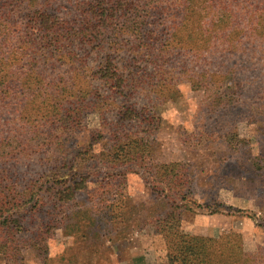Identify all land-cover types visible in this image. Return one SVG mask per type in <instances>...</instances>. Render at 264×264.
<instances>
[{
	"label": "trees",
	"instance_id": "trees-1",
	"mask_svg": "<svg viewBox=\"0 0 264 264\" xmlns=\"http://www.w3.org/2000/svg\"><path fill=\"white\" fill-rule=\"evenodd\" d=\"M182 84L204 95L203 132L240 146L237 125L264 119V0H0V264L30 251L52 262L56 231L104 239L128 173L166 192L152 223L164 264H254L238 242L216 261L217 242L181 231L191 175L153 154L158 108ZM80 133L87 143L69 159Z\"/></svg>",
	"mask_w": 264,
	"mask_h": 264
},
{
	"label": "rangeland",
	"instance_id": "rangeland-1",
	"mask_svg": "<svg viewBox=\"0 0 264 264\" xmlns=\"http://www.w3.org/2000/svg\"><path fill=\"white\" fill-rule=\"evenodd\" d=\"M203 105V93L182 84L178 93L158 108L162 125L156 134L153 156L161 162L182 164L192 179L178 203L182 209H190L181 214V231L217 242L212 248L216 261H220V252L232 246L224 242L229 240L232 244L238 242L254 264H264V119L239 123L237 133L242 144L233 149L215 134L203 132L213 124L206 120ZM7 119L2 112L0 126ZM87 120L90 127L96 124L93 117ZM87 139L85 133L70 138L65 142V156L71 159ZM79 166L77 171L83 177L97 168L91 161ZM93 179L86 183L88 193L99 188V181ZM97 194L92 195L94 203ZM165 195L143 176L126 174L123 190L109 203L112 216H117L106 237L83 241L79 235L65 237L56 231L48 241L52 262L47 264H164L166 247L155 231L153 218L166 209ZM86 197L81 194L78 201ZM24 257V264L40 263L34 252H26Z\"/></svg>",
	"mask_w": 264,
	"mask_h": 264
}]
</instances>
